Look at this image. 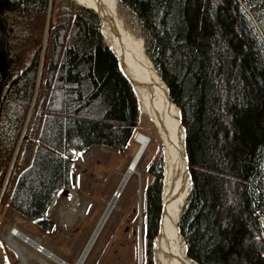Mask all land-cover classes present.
Returning a JSON list of instances; mask_svg holds the SVG:
<instances>
[{"label":"trees","instance_id":"obj_1","mask_svg":"<svg viewBox=\"0 0 264 264\" xmlns=\"http://www.w3.org/2000/svg\"><path fill=\"white\" fill-rule=\"evenodd\" d=\"M120 1L182 114L192 186L178 226L188 256L264 264V0ZM140 118L97 13L73 0H0L2 201L51 231L46 216L72 189L77 156L122 152ZM150 172L151 237L162 173Z\"/></svg>","mask_w":264,"mask_h":264},{"label":"rangeland","instance_id":"obj_2","mask_svg":"<svg viewBox=\"0 0 264 264\" xmlns=\"http://www.w3.org/2000/svg\"><path fill=\"white\" fill-rule=\"evenodd\" d=\"M59 2L67 6L71 0ZM121 4L120 16L126 30L136 40H143L144 46V32L139 19ZM149 127L152 126L141 113L134 136L139 132L149 133ZM134 136L122 152L98 146L77 156L73 165L72 189L57 194L46 216L54 223L51 231L41 228L35 220L21 216L0 197V261L8 264H57L39 253L33 245L14 238L23 254L21 259L6 240L9 229L14 227L64 262L76 264L105 207L115 200V209L84 264H147L149 260L157 264L149 248L146 213V189L153 181L150 167L153 165L162 173V161L155 158V141L139 166L142 178L134 176L124 191L119 188L137 148Z\"/></svg>","mask_w":264,"mask_h":264},{"label":"bare ground","instance_id":"obj_3","mask_svg":"<svg viewBox=\"0 0 264 264\" xmlns=\"http://www.w3.org/2000/svg\"><path fill=\"white\" fill-rule=\"evenodd\" d=\"M74 1L102 15L106 41L115 51L124 73L133 84L134 91L139 98L142 116L152 126L149 127V133L139 132L134 136L137 148L123 173L119 188L124 191L134 176L142 178L139 166L150 145L155 141L157 151L155 158L159 157L162 161V177L160 211L157 229L150 237V252L157 264H196L187 255L185 241L178 227L179 215L186 203L190 187L181 111L170 101L167 86L145 54L143 40H136L134 35L126 30L125 23L120 16V9L123 8L121 1ZM115 206V200L107 204L76 264L85 263ZM262 224L264 225V218H262ZM14 238L33 245L37 249L38 244L31 239L27 240V237L17 228L11 227L6 240L18 252L21 259H23V254L13 240ZM38 252L57 264H68L67 262L62 263L63 260H59L56 255L45 248Z\"/></svg>","mask_w":264,"mask_h":264},{"label":"water","instance_id":"obj_4","mask_svg":"<svg viewBox=\"0 0 264 264\" xmlns=\"http://www.w3.org/2000/svg\"><path fill=\"white\" fill-rule=\"evenodd\" d=\"M85 8H86V7H85ZM87 9H89V8H87ZM90 10H92V9H90ZM92 11H93V10H92ZM94 12L97 13V14L99 15V18H100V20H101V33H102V35H103V38H104L105 42L107 43L106 38H105V35H104V32H103L104 19H103L102 15L99 14L98 11H94ZM107 45L111 48V46H110L108 43H107ZM111 50H112L114 56H115L116 59H117L119 70L121 71V73H122V75L124 76V78L128 81V83L130 84V86H131L133 92L135 93L134 88H133V84H132V82L130 81V79L127 77V75L124 73V71H123V69H122V67H121V65H120L119 59H118V57H117L115 51H114L112 48H111ZM157 73H158V72H157ZM159 76H160V75H159ZM161 79H162V78H161ZM163 82H164V81H163ZM165 85H166V84H165ZM166 86H167V85H166ZM167 89H168V87H167ZM168 93H169V89H168ZM135 96H136V99L139 101V98L137 97L136 93H135ZM170 101H171V100H170ZM171 102H172V101H171ZM172 103H173V102H172ZM173 104H174V103H173ZM181 123H182V125H183L182 114H181ZM183 128H184V133H185V154H186L187 168H188V174H189V180H190V187H189V191H188V194H189L190 189H191V186H192V177H191V173H190V161H189V157H188V153H187V148H186V130H185L184 125H183ZM178 220H179V219H178ZM178 227H179V226H178ZM263 227H264V225H263ZM179 230H180V228H179ZM183 238H184V237H183ZM27 239H28V238H27ZM184 241H185V239H184ZM185 245H186V250H187V255H188V247H187L186 242H185ZM188 257H189V256H188ZM58 259H59V260H62V259H60V258H58ZM189 259H190L191 261L195 262L196 264H199V263L196 262L194 259H192V258H190V257H189ZM62 263H65V262L62 261Z\"/></svg>","mask_w":264,"mask_h":264},{"label":"built area","instance_id":"obj_5","mask_svg":"<svg viewBox=\"0 0 264 264\" xmlns=\"http://www.w3.org/2000/svg\"><path fill=\"white\" fill-rule=\"evenodd\" d=\"M37 249H38V251H42L43 247L42 246H38Z\"/></svg>","mask_w":264,"mask_h":264}]
</instances>
